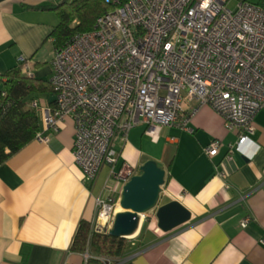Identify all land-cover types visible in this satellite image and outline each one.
<instances>
[{
    "label": "crops",
    "instance_id": "crops-1",
    "mask_svg": "<svg viewBox=\"0 0 264 264\" xmlns=\"http://www.w3.org/2000/svg\"><path fill=\"white\" fill-rule=\"evenodd\" d=\"M65 1V0H64ZM62 0H8L0 4V74L16 69L18 58L30 61L33 77L52 78L58 26L55 13L45 10ZM70 2L72 0H69ZM51 41V55L46 47ZM41 107H53L55 94H33ZM40 130L49 141L34 140L0 166V264H84V255L70 247L80 222L92 223L97 201L105 197L110 167L86 181L73 153L74 122L67 118L59 133ZM187 130L164 128L153 143L145 127L133 129L127 142L117 143L116 170L124 164L139 168L154 160L167 171L160 206L181 202L191 221L169 233L158 220L142 225L127 264H264V109L255 117L252 143L236 150L239 135L210 106L199 107ZM141 128V129H140ZM219 141L218 153L206 155ZM232 147V148H231ZM123 187L119 186L121 196ZM249 223L242 227L245 219ZM137 244V245H136ZM133 247V248H134Z\"/></svg>",
    "mask_w": 264,
    "mask_h": 264
},
{
    "label": "built area",
    "instance_id": "built-area-1",
    "mask_svg": "<svg viewBox=\"0 0 264 264\" xmlns=\"http://www.w3.org/2000/svg\"><path fill=\"white\" fill-rule=\"evenodd\" d=\"M231 1L105 0L113 10L98 18L94 30L54 52V106L28 103L43 112L46 131L59 133V125L73 120L74 162L84 180L94 182L111 168L106 195L97 201L95 232H112L118 188L137 173L126 164L116 170L117 143L127 142L133 129L144 126L153 143L164 128L193 133L188 120L210 106L239 135L237 151L245 155L242 147L253 142L255 117L264 109V8L243 1L232 10ZM18 65L33 77L27 58L20 56ZM7 81L0 74V89ZM35 139L49 141L42 134ZM219 145L210 143L206 155L214 157ZM83 255L87 264L92 256Z\"/></svg>",
    "mask_w": 264,
    "mask_h": 264
},
{
    "label": "trees",
    "instance_id": "trees-1",
    "mask_svg": "<svg viewBox=\"0 0 264 264\" xmlns=\"http://www.w3.org/2000/svg\"><path fill=\"white\" fill-rule=\"evenodd\" d=\"M256 4L264 8V0H258ZM45 10L52 11L59 19L51 34L54 52H58L77 34L93 31L98 18L112 11L113 6L105 0H65ZM5 75L8 81L0 89V166L36 140L40 124L37 112L29 106L30 97L54 93L49 81L24 76L19 65ZM3 92L6 97L2 96ZM74 236L70 250L78 254L89 251L92 258L87 264H105L101 259L124 262L130 254L126 238L114 237L110 233L99 234L94 231L92 223L86 221L80 222Z\"/></svg>",
    "mask_w": 264,
    "mask_h": 264
},
{
    "label": "water",
    "instance_id": "water-1",
    "mask_svg": "<svg viewBox=\"0 0 264 264\" xmlns=\"http://www.w3.org/2000/svg\"><path fill=\"white\" fill-rule=\"evenodd\" d=\"M8 0H0V4ZM154 160L142 164L137 173L126 183L120 196L122 212L115 218V224L110 234L114 237L128 238L139 228L140 216L155 210L158 228L169 233L191 221V212L184 205L173 200L161 205L163 187L167 171Z\"/></svg>",
    "mask_w": 264,
    "mask_h": 264
},
{
    "label": "rangeland",
    "instance_id": "rangeland-1",
    "mask_svg": "<svg viewBox=\"0 0 264 264\" xmlns=\"http://www.w3.org/2000/svg\"><path fill=\"white\" fill-rule=\"evenodd\" d=\"M62 1H64V0H62ZM243 1H249V2H252V3H256V2H258V0H232L231 2H230V4H229V9H232V10H234V8H236V6L238 5V3H240V2H243ZM49 44L47 45V47H46V52L45 53H47L48 55H51V52L53 51V48H52V44H51V41L50 42H48ZM54 53V52H53ZM55 54V53H54ZM141 129V128H140ZM158 165H159V163H158ZM160 166V165H159ZM104 168H107V166L106 167H104ZM104 168H103V170H104ZM166 187H164V189H165ZM120 208V207H119ZM123 211V209H121V212ZM155 219H157L156 218V211L155 210H153V211H151V212H149V213H147L145 216H144V220H143V224H144V226L147 224V226H149V225H151V223L153 222V221H155ZM138 240H137V238L135 237V238H127V242L129 243V245L131 246L132 245V243H136ZM137 245V244H136ZM134 247V246H133ZM132 246H131V248H132V250L134 249V251L136 252V247H134L133 248ZM131 249H129V253L131 254V253H133L134 251H132ZM112 261H114L115 263H119V261L118 260H115V259H111Z\"/></svg>",
    "mask_w": 264,
    "mask_h": 264
},
{
    "label": "bare ground",
    "instance_id": "bare-ground-1",
    "mask_svg": "<svg viewBox=\"0 0 264 264\" xmlns=\"http://www.w3.org/2000/svg\"><path fill=\"white\" fill-rule=\"evenodd\" d=\"M121 207L119 208V210H118V212L120 213L121 212ZM143 220H144V216H140V223H139V228H138V230L132 235V236H130V237H128V238H135V237H137V235H138V233L137 232H139L140 231V229H141V227H142V225H143Z\"/></svg>",
    "mask_w": 264,
    "mask_h": 264
}]
</instances>
